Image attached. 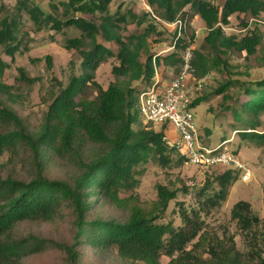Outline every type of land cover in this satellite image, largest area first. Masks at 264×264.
I'll return each mask as SVG.
<instances>
[{
	"label": "trees",
	"instance_id": "trees-1",
	"mask_svg": "<svg viewBox=\"0 0 264 264\" xmlns=\"http://www.w3.org/2000/svg\"><path fill=\"white\" fill-rule=\"evenodd\" d=\"M112 1L69 0L67 3L71 7L76 5L77 11L100 12L102 22L97 24L93 20L74 17L55 24L57 29L76 25L82 31L80 37L70 38L66 44L67 49L80 51L82 70L73 74L66 85L60 84L59 92L53 94L36 131H31L5 101H14L13 85L2 79L9 63L0 56V123L6 126L5 131L0 132V157L6 150L15 153L25 149L37 167L34 176L28 180L3 176L0 171V264H24L30 256L51 248L65 254L62 264H79L86 246L95 250L117 248L121 259L132 264H163L162 256L170 258L167 264H264L262 219L251 202L240 200L231 210L239 235L249 248L248 253L238 248V233L235 235L229 229L220 231L209 227L205 221V216L226 199L229 185L237 179L239 169L228 167L217 177L220 190L214 195L206 193V187L201 191L203 195L198 204L190 209L181 205L183 225L178 228L173 223L157 222L170 201L177 197V190L158 184V199L150 204L141 203L137 195L123 198L119 193L121 189L133 186L136 169L149 160L169 165L177 152L180 160L187 162L185 156L171 146L166 124L157 131L142 123L139 94L153 85L157 65L179 72L182 53L178 47L186 50L189 43L176 29L175 51L157 55L150 52V36L155 35L154 42L159 43L164 31L158 27L183 20L184 15L183 19L179 17L185 8H194L208 29L205 46L193 50L195 76L201 78L221 66L229 68L221 54L227 55L234 49L246 51L248 55L257 52L261 43L257 32L240 39L228 35L223 25H228L230 16L235 13L260 16L264 12V0H226L222 7L212 0H147L151 11L144 17L137 11H129V17L139 25L151 19L154 25L149 23L144 32L127 38L122 37L117 28L128 23V15L120 14L119 9L110 13ZM36 11L39 8L30 9L32 17L39 22ZM2 26L0 44L14 61L20 41L14 35L13 22L4 19ZM99 34L105 35L108 41H115L118 50L114 53L100 43ZM208 46L216 57L207 55L205 47ZM144 53L147 58L142 61ZM111 56H116L119 61L112 67L115 81L103 88L95 79L96 72ZM46 62L49 68L53 67L52 56L48 55ZM18 72L20 81L33 84L38 80L23 67H18ZM230 84L231 81L222 84L219 91L225 92ZM90 85L98 88V94L92 99L83 96ZM256 85L245 88L246 101L236 97L226 105L236 118L239 119L242 113L250 117L251 128L241 132L244 138L264 137V133L255 132L262 128V123L254 118L264 112V81H257ZM223 98L226 100L230 96L225 94ZM204 99L198 97L193 106ZM46 158L75 165L79 173L69 180L50 178L44 174ZM96 202L113 203L126 209L129 216L126 221L100 216L89 218ZM64 208H70L74 216L72 242L57 241L32 232L18 233L17 227L22 221L53 222Z\"/></svg>",
	"mask_w": 264,
	"mask_h": 264
},
{
	"label": "rangeland",
	"instance_id": "rangeland-1",
	"mask_svg": "<svg viewBox=\"0 0 264 264\" xmlns=\"http://www.w3.org/2000/svg\"><path fill=\"white\" fill-rule=\"evenodd\" d=\"M212 1L222 7L226 0ZM68 2L69 0H0V29L3 27L2 21L4 19L13 22L14 35L16 40L20 41L15 50L14 61H12L11 55L5 52L4 46L0 44V56L9 63L2 79L5 83L13 85L14 96L13 102L7 101V99L5 101L24 119L31 131H36L39 128L53 94L60 90V84L66 85L73 74L82 70L80 51L66 47L68 39L80 37L82 31L76 25H64L61 29H57L55 24L60 20L65 22L74 17L93 20L97 24L102 22L100 12L77 11L76 5L74 7L68 6ZM77 4L79 5V3ZM34 7L39 8V11H36L39 22H36L30 12V9ZM117 9H119L120 14L128 15V23L121 24L117 28V32L124 38L144 32V28L149 23L154 25L151 19H148L145 24L139 25L133 23L129 17V11H137L140 17H144L147 12L151 11L147 0H113L109 5L110 13H114ZM184 11V14L179 17L183 19L182 16L184 15V19L181 20L185 25L182 36L184 35L189 43L188 48L192 50L202 49L205 46V36L208 33L206 24L195 13L194 8L188 6ZM229 19L230 23L223 25L228 35H235L241 39L255 31L260 35L261 43L253 55L235 49L227 55L221 54L220 56L228 61L229 68L221 66L210 71L204 77L195 76L196 79H201L204 83L203 91L199 97H205V99L194 105L192 112L203 143L214 147L226 139H231L228 146L243 163L247 164L252 172L251 179L245 182L242 180L239 170L237 179L229 185L226 199L205 216V221L209 227L212 226L220 231L229 229L235 235L238 233L236 236L237 246L243 253H248L249 248L242 236L239 235L236 222L231 217V210L234 204L240 200L251 202L254 211L262 219L260 229L263 233L262 248L264 251V137L244 138L241 132L251 128L250 117L246 113H242L238 119L231 110L226 108V105L232 98L236 97L240 98L241 101H246L245 88H255L257 81H264V12L258 17L251 14L235 13ZM176 29L179 35V25L164 23L163 26L158 27V30L164 31V34L159 38L161 40L159 43L154 42L155 35L150 36V52L157 55H167L175 51L174 33ZM98 40L110 47L114 53L118 50L116 42L106 40L105 35L99 34ZM205 48L210 58L216 57L211 47ZM178 50L181 54L184 49L178 47ZM48 55L53 57L52 68H49L46 62ZM146 58L147 54H142L141 60L145 61ZM33 59L40 60L33 61ZM118 63L116 56H111L102 62L98 68L95 79L103 88H107L111 82L115 81L112 67ZM18 67H23L30 76L38 77V80L33 84L20 81L18 79ZM177 71L175 68L157 65V72L163 82H170ZM228 81H231L230 86L225 92H220V86ZM97 91L96 86L90 85L83 96L92 99L98 94ZM225 94H228L230 98L224 100ZM254 118L259 119L262 123V128H258L255 132L264 133V112ZM140 120L149 127V124H146L142 118ZM5 128L6 126L0 123V132H4ZM161 129L162 127L155 130ZM171 129L175 133L177 132L172 125ZM176 153L169 165L163 166L152 159L139 166L136 169V182L131 188H123L119 193L123 198L137 195L141 203L150 204L158 199V184L177 190V197L170 201L168 209L157 222L173 223L174 227L178 228L183 225L180 218L181 205L190 209L198 204V199L203 195L201 191L206 187V193L209 195H214L215 192L219 191L220 184L217 177L223 174L228 167L201 168L181 161ZM44 162V174L50 178L69 180L79 173L77 166L62 162L59 159L46 158ZM36 168L30 153L25 149L15 153L6 150L0 157V171L3 176L12 175L28 180L34 176ZM95 216L126 221L129 212L110 202L103 204L96 202V208L89 214V218ZM73 221L72 210L64 208L53 222L26 220L18 224L17 231L24 234L32 232L57 241L72 242L75 232ZM64 260L65 254L60 249L51 248L43 253L30 256L24 261V264H62ZM169 260L170 258L167 256L161 257L163 264H167ZM79 264L132 263L122 260L117 248L95 250L91 246H86ZM136 264L143 263L138 262Z\"/></svg>",
	"mask_w": 264,
	"mask_h": 264
},
{
	"label": "built area",
	"instance_id": "built-area-1",
	"mask_svg": "<svg viewBox=\"0 0 264 264\" xmlns=\"http://www.w3.org/2000/svg\"><path fill=\"white\" fill-rule=\"evenodd\" d=\"M168 25H179V36L185 27L181 20ZM193 50L182 53V65L179 72L168 83L161 81L156 68L154 83L139 94L141 117L149 127L161 128L172 125L177 137L171 146L177 149L191 165L201 168L232 167L241 171L242 180L247 182L252 172L246 163L230 149L226 139L214 147L203 143L192 112L194 101L204 88L201 79L195 78Z\"/></svg>",
	"mask_w": 264,
	"mask_h": 264
},
{
	"label": "crops",
	"instance_id": "crops-1",
	"mask_svg": "<svg viewBox=\"0 0 264 264\" xmlns=\"http://www.w3.org/2000/svg\"><path fill=\"white\" fill-rule=\"evenodd\" d=\"M163 83H167V82H163ZM167 137L170 141H174L177 137V132L175 133V131L171 129V125L169 124H167Z\"/></svg>",
	"mask_w": 264,
	"mask_h": 264
}]
</instances>
